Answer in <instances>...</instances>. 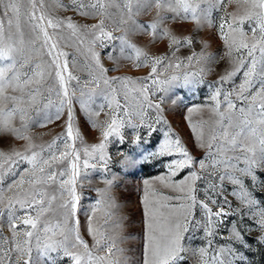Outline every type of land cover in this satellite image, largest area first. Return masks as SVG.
I'll return each mask as SVG.
<instances>
[{"label": "snow or ice", "instance_id": "obj_1", "mask_svg": "<svg viewBox=\"0 0 264 264\" xmlns=\"http://www.w3.org/2000/svg\"><path fill=\"white\" fill-rule=\"evenodd\" d=\"M53 3L71 15H52L46 0H0V134L26 142L23 150L0 149V204H4L5 191L14 193L7 197L5 205L13 244L6 250L0 249V264H57V260L64 258L72 264H124V258L116 255L124 249L117 246V238L109 231L110 225L123 228V217L113 221L118 205L108 195L113 184L107 178L110 138L115 137L123 144L125 127L134 130L143 127L151 137L157 129L148 116L149 110H156L155 123L163 119L160 103L151 97L175 87L203 84L204 74L211 70L208 64L224 59L229 61L231 70L208 85L209 102L188 109L189 123L204 155L200 158L191 155L179 136L169 129L156 151L142 153L139 160H133L135 164L148 162L151 157H177L165 165L166 175L154 178L160 189L144 181L143 264H183L185 253L190 250L185 240L191 242L198 231H203L202 239L206 241L204 247L193 250L201 264H248L245 253L252 247L251 233L259 231L256 240L264 244V201L256 196L257 191L264 192L261 178L264 176V0H227L237 8L220 17L218 36L225 53L219 60L207 52L206 41L196 40L192 35L178 36L164 25L169 20L190 21L195 24L194 31L212 26V11L225 8V0H53ZM143 6H154L156 18L147 25L135 24L133 17ZM117 13L120 24L132 20L135 30L148 35L150 43L166 40L168 51L149 55L128 39L126 31L114 36L106 21ZM22 15L29 26L27 47ZM66 31L78 45H83L86 39L88 42L91 79L84 82L79 97L70 85L72 81L80 84V80L69 70V54L61 46ZM197 44L199 52L195 50ZM110 47L107 58L113 61L111 68L105 67L101 53L96 50ZM181 49L191 52L181 56ZM117 51L118 55H114ZM121 60L130 61L134 68L149 69L148 74L136 78L109 76L110 71L118 70ZM168 69H182V83L180 74L160 79ZM238 75L242 79L236 86L234 80ZM101 83L104 88L99 94L107 103L99 105L97 111L92 105ZM229 83L233 87L225 88ZM121 92L125 105L117 99ZM130 95L134 101L131 111ZM74 99L91 126L99 128V143H85L76 124ZM163 99L161 96L160 100ZM105 106L110 111L107 119L100 121ZM204 108L214 119L193 123L191 114ZM65 116L64 132L47 145L32 142L28 131L33 123L43 127ZM133 117L139 119V124L133 122ZM77 141L81 147H77ZM140 142L137 131L133 144L139 146ZM24 164L28 166L21 170ZM89 169L99 171L106 185L95 189L99 199L85 212V230L92 238L91 245L81 233L77 215L83 208L81 200L88 199L78 188L83 189V181L91 176ZM185 170L186 175L176 179ZM18 212L23 214L17 215ZM98 212L103 213V223L97 220ZM57 213L58 218H49ZM3 214L0 210V216ZM228 224L231 225L227 228L228 235L221 236L224 243L216 245L217 235ZM3 243L8 241L5 239Z\"/></svg>", "mask_w": 264, "mask_h": 264}, {"label": "rangeland", "instance_id": "obj_2", "mask_svg": "<svg viewBox=\"0 0 264 264\" xmlns=\"http://www.w3.org/2000/svg\"><path fill=\"white\" fill-rule=\"evenodd\" d=\"M26 7L27 5L25 4L22 7V12ZM46 7L52 15H71V12L65 13L64 11L57 9L53 0H46ZM236 8L237 5L235 3L228 4L227 0H225V8H217L212 11L214 24L212 26H205L199 31H194L195 24L190 21L172 22L169 20L164 26L170 28L178 36L192 35L196 40L206 41L208 44L207 52L214 54L217 57V60H219V57L223 56L225 53L223 42L218 36V24L220 22V17L224 16L225 11L230 13L235 11ZM112 11L115 12L116 10L113 9ZM133 11L136 12L135 5L133 7ZM156 12L157 9L154 6L141 7L139 14L134 15L133 17L135 24L147 25L156 18ZM120 18V14L117 13L111 20L106 21L108 30H113L114 36H120L126 31L128 39L137 44L139 47L144 48L149 55H161L168 51L166 40H157L155 43H150V37L148 35L135 30V24H133L132 20H128L126 24H120ZM124 18L127 19L126 16ZM21 27L24 32L25 47H27V41L29 39V26L23 15L21 17ZM13 31H15V29H13ZM64 36L65 39L61 41V46L63 50L69 54L67 57L69 61V70L80 80V84H77L76 81H72L70 88L75 89L76 96L79 97L80 90L83 87L84 82L91 79L89 76V68L87 66L91 63L89 53L87 51L88 42L86 39L83 45H78V42L75 39L69 38L67 31L64 33ZM114 43L118 44L119 42L114 41ZM96 50L101 53V60L105 67L111 68L113 66V61L107 58V52L111 50V47L109 49L97 48ZM195 50L197 52L201 50L199 44L196 45ZM190 52V49H181L179 55L186 56L189 55ZM113 54L118 55V51ZM208 68L211 70L204 74L203 84H189L187 87H175L167 92H157L156 95L151 97L154 102L160 103V115L163 117L160 123H155L156 110H149L148 116L153 123V126L157 129V131L152 133L151 137H148V130L143 127L137 130L125 127L123 129V144H121L115 137L110 138V142L107 146V154L111 157V160L108 166L109 172L107 178L112 179L113 184L108 189V195L109 197H114L118 205V208L114 210L115 214L113 216V221L123 217V228H113L110 225L109 231L111 235L117 238V246L124 249L122 254L119 252L116 253L117 256H122V258H124V264H143L144 261L145 216L142 203L146 187L144 181L148 180L155 188L160 189L161 185L158 182H155L154 178L166 175L167 168L165 165L169 163L171 159L177 157H151L148 159V162L135 164L133 163V160H139L142 153L156 151L159 143L164 139V132L169 131V129L174 136H179L191 155L196 158H200L204 155V150L198 147L195 133L189 123L188 118L190 114L188 109L194 105H205L209 102L210 92L208 85L213 84L221 75H224L226 71L231 70V65L227 59H224L219 60L218 63H209ZM148 71L149 69L147 68H134L131 66L130 61L121 60L118 70L110 71L108 75H129L136 78L146 76ZM182 72V69H168L163 72L160 79H167L173 74H180L182 83ZM241 79L242 76L238 75L234 80V84L238 86L241 83ZM90 87L92 86L90 85ZM114 87H119V85H114ZM231 87H233V84L231 83L225 85V88ZM103 88L104 85L101 83L100 89H97V94L94 96L95 103L92 105L94 110L99 111V105H106L107 103L103 99L102 95L99 94ZM153 91H155V89H153ZM161 96L164 97L163 101L160 100ZM52 99L55 100L56 97L53 95ZM117 99L121 105H125L122 92ZM46 102L47 101H44V103ZM133 104L134 101L130 95L128 100L130 111L132 110L131 105ZM73 107L76 113V124L79 127L85 143L87 145L99 143L101 141L99 128L91 126V123L81 110L78 100H73ZM109 111L110 109L105 106L101 112L99 120L104 121L107 119L106 114ZM33 115L36 116L37 114L33 113ZM64 119H66V116L62 117L59 121L53 120L51 123H48L43 127H41L39 123H33L28 131V135L31 136L32 142L36 145H47L50 143L56 136L64 132ZM212 119L214 118L207 108L191 114V120L193 123L201 120L211 122ZM133 122L139 124V119L137 117H133ZM16 126H19L18 118L16 120ZM204 128L207 133L208 124H205ZM137 131L141 136L139 146L133 144ZM25 143V141L18 140L10 134H0V149L4 151H9L13 147L18 150H23ZM59 146L61 148L63 147L62 145ZM77 147H81L79 141H77ZM27 166V164L22 165L21 170L23 167ZM89 171L91 172V176L88 180L83 181V189L78 188V191H82L84 196L88 197V199L81 200L83 208L78 211L77 215L80 219L81 233L85 240H87L91 245L92 238L85 230V212H89L90 209L88 206L93 204L96 199H99V194L95 191V189H103L106 185L99 171L93 172L91 169H89ZM183 175H186V170L178 174L176 179H181ZM261 178L264 179V176ZM165 191L167 192V190ZM13 194V192L5 191L4 204H0V210H3L4 212L3 216H0V249L5 250L10 248L13 244L12 231L8 227L7 209L5 208V205L7 204V197L12 196ZM256 196L258 199L264 201V192L257 191ZM17 207L19 206L17 205ZM53 207L55 208V204ZM22 214V212L17 213V215ZM49 218H58V213L51 215ZM199 218L200 213L199 210H197V219ZM97 220L100 223H103L104 216L102 212L97 213ZM230 226L231 225L228 224L225 229L217 235L215 240L216 245L224 243L221 236L228 235L227 228ZM259 235V231H253L251 233L250 243L252 247L251 250H248L245 253L248 257V264H264V244H261L256 240V237ZM195 236L196 238L191 242L185 240V244L190 250L185 253V260L183 264H201L199 255L193 250L199 247H204L206 245V241L202 239L204 236L203 231L196 232ZM5 239L8 243H3ZM52 255L56 256V253H52ZM12 256L13 259H15V253H12ZM36 256L37 252L34 249L33 258L35 259ZM45 264H47V262H45ZM57 264H72V262L70 259L64 258L57 260Z\"/></svg>", "mask_w": 264, "mask_h": 264}]
</instances>
